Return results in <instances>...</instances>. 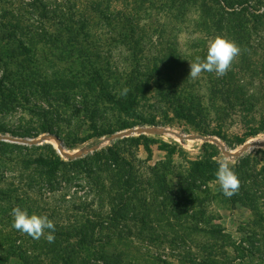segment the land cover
I'll list each match as a JSON object with an SVG mask.
<instances>
[{"label": "trees", "instance_id": "obj_1", "mask_svg": "<svg viewBox=\"0 0 264 264\" xmlns=\"http://www.w3.org/2000/svg\"><path fill=\"white\" fill-rule=\"evenodd\" d=\"M107 1L105 6L98 0L82 10L79 6L67 7L62 1L29 0L23 8L15 10L4 6V1L0 0V97L5 98L0 102L1 110L10 109L29 96L42 97L47 103L40 116V132L58 135L64 146L73 150L88 139L111 137L134 125H158L156 120H145L137 112L139 97L152 91L154 86L164 109L172 110L202 136L222 137V123L233 115H240L247 127L261 125L252 137L264 132V118L256 117L264 111V49L251 45L257 33L264 38V0H167L168 7L177 12L178 17L183 9L189 17L190 14L196 17L197 31L210 39L218 35L226 37L241 48V54L225 76L218 78L215 73H204L206 103L187 79L171 82L169 75L180 68L174 54L172 60L160 62L163 68L147 64L126 73L127 82L116 93L104 87L100 62L93 61L94 57L102 59L97 41L93 40L98 38L94 31L102 23L108 28L114 26L124 43L136 50L143 41L141 14L154 8L155 2ZM113 1L130 5L129 9H113L110 3ZM90 10L100 16V22L96 23L88 15ZM90 42L93 44L85 45ZM46 48L53 51L59 63L68 65L70 62L71 67L65 69L54 64L50 67L47 61H54L44 56ZM205 57L202 54V58ZM78 63L88 66L87 75H92L90 83L81 82L83 75L74 72L73 67ZM174 65H178L177 68ZM107 67L110 69L106 73H110L111 64L107 63ZM246 78L251 83H245ZM100 84L114 108L142 122L123 127L95 124L93 133L87 137L79 138L74 134L64 137L55 128L60 110L72 106L71 99L76 100L80 94L84 99L81 113H91L90 120L97 121L93 114L98 109L91 110L87 92ZM125 87L129 92L122 97L119 93ZM55 108L60 110H51ZM5 131L0 127V133ZM40 132L25 128L10 130L13 136L31 138L38 137ZM142 141L147 142L149 138L140 135L118 139L110 146L75 160L62 157L50 144L25 146L0 141V230L7 224L12 226L11 211L16 206L27 210L29 215L47 216L55 224L53 243H48L44 237L34 240L12 227L9 233L0 234L4 236L0 238V250L4 249V253L22 264H154L158 261L150 253L135 248L134 240L154 238V222L162 217L167 222L180 223L183 214L190 215L187 210L191 206L201 207L202 197L210 196L208 187L210 182L216 181L218 165L214 156L188 161L185 170L175 172L177 188L174 189L166 173L170 168L163 163L148 168V174L141 172L132 150L138 149ZM242 143L244 141L239 144ZM204 147H211L217 156L220 153L208 142ZM146 149L150 152L148 145ZM238 161L232 166L235 173L242 172L245 158ZM255 185L259 189L258 184ZM262 186L264 189V182ZM240 189L248 199L249 186L243 183ZM218 193L222 200L229 199L221 191ZM236 195L229 199L233 206L241 200ZM189 217L198 220L194 212ZM130 224L135 226L130 227ZM47 234L46 231L45 236ZM168 236L163 234L162 238ZM127 240L129 250L122 245Z\"/></svg>", "mask_w": 264, "mask_h": 264}, {"label": "rangeland", "instance_id": "obj_2", "mask_svg": "<svg viewBox=\"0 0 264 264\" xmlns=\"http://www.w3.org/2000/svg\"><path fill=\"white\" fill-rule=\"evenodd\" d=\"M3 1L4 6L20 10L24 7L25 2L29 0ZM48 1L51 3L62 1L64 3L63 5L67 7L79 6L83 10V7H88L89 4L95 3L98 0ZM101 2L105 6L108 1L101 0ZM110 3L113 9L119 8L122 11L128 10L129 8L127 6H130L127 3L125 5V3H115L114 1ZM185 10L183 9L178 17L177 12H174L173 9L168 7L167 0H155L154 8L149 10L150 12L141 14L142 18L140 23L142 30H144L142 35L143 41L136 50L131 49V47L124 43L123 37L118 34L114 26L108 28L103 23L97 26L99 29L95 30L94 34L98 38H93V40L97 41V47L102 52V59L99 61V59L94 57L93 61L100 62L99 69L103 75L102 84H104V87L109 92H118L127 82L125 74H129L131 71L134 72L137 66L142 67V65L148 64L151 67L159 65L163 68L162 63H160L161 61L165 59L172 60L176 56L177 59L175 61L180 62L178 64L180 68L176 70L175 74H171L173 77L169 75L171 82L178 81V78H182L183 80L187 79L204 100V103L207 102L206 77L202 73L196 80L188 78L190 72L189 61H194L197 57L202 58V54L205 56L207 54V44L212 38L210 39L195 29L194 20H196V17L193 14H190L189 17L184 12ZM88 15L92 16L96 23L100 22V16L96 15L93 10H90ZM49 26L50 28L52 27L51 23ZM259 35L260 32L255 35L251 44L252 47L258 50L264 49V38ZM91 44L93 43L90 42L85 45L89 46ZM51 52L53 51L48 48L44 49L46 59L54 61V63L47 61L50 63V67L52 64L60 68L64 66L65 69L71 67L70 62H67L68 65L65 62L59 63L55 55ZM107 63L111 64L110 73H106L110 69L107 67ZM174 66L177 68L176 65ZM86 68H88L87 65L81 66L78 63L74 65L73 70L77 73L80 72L83 75L81 82L88 84L92 79V75H87ZM1 74L0 72V77ZM245 83L249 84L251 80L246 78ZM102 84L93 86L94 90L87 92L89 94L87 100L91 103V110L98 109L93 114L94 120L97 121L92 122L90 120L91 113L85 115L81 113L84 99L79 97L81 96L79 93L76 100L71 99L72 106H66L61 110L58 108L51 109L55 112L58 110L61 111L59 121L56 123L55 128L64 137L68 138L73 136L72 134L78 135L79 138L87 137L93 133V126L95 124L101 127H107L109 125L123 127L142 122L131 116L123 115L114 108L108 102L102 91ZM151 88L152 91H147L145 95L139 97L137 112L145 120L154 119L159 124L134 125L131 128L117 131L113 135L140 126L172 130L182 135H200L172 110L166 109V107L164 109L161 103L162 99L157 96V92L153 89L155 87L152 86ZM18 98H21V96ZM4 99L0 97V102ZM46 103L47 101L40 96H29L27 99L19 100V103L12 108L10 107V109L9 107H6L8 109H0V127L7 130L0 134L13 136L10 130L13 131L23 128L30 129L33 133L40 132V116L44 108H46ZM256 117L258 120L261 117L263 119L264 111L257 114ZM260 126L256 124L247 127L243 124L240 115H233L222 123V137H214L219 138L229 149H236L255 137L263 136V131L255 137L251 135L259 130L261 128ZM40 133L39 136L48 134L49 132ZM142 135L147 136L149 141H142L138 149L132 150L137 158V166H139L143 174H148V168L156 164L163 163L165 166H168L170 169L166 173L169 176V184L174 189L177 188L175 172L185 170L188 166V161L197 160L203 156H214L215 159L225 157L221 149L211 142L208 143L216 146L218 152H220L218 156L211 147L205 148L204 143L206 142L201 140H182L169 134ZM139 136L132 135L129 137ZM103 138H108V136L102 137L99 140L91 138L84 144L77 145V148L73 150L66 149L69 152L76 153L79 150L103 142ZM242 141L244 143L239 144ZM112 142L108 141L104 143L101 148L110 146ZM45 144H50L57 150V147L50 142L42 145ZM146 145L149 146L150 152L147 151ZM241 158H245V162L243 163L244 168L241 173L236 174L239 176L240 186L243 183L249 186V190L251 191L249 200L244 194L245 192L239 189L236 198H240L241 200L233 206L229 200L230 198L222 200V195L218 193L220 189L217 182L212 181L208 187L210 196L202 197V206L198 207L197 205H193L191 209L187 210V213L190 214L189 216L193 212L198 214V220H194L187 215L185 217V214L182 215L180 223L175 220L167 222L162 217L159 221L154 222L156 236L152 238L153 240L149 238H143L140 241L130 239V241L134 240V245L136 244L135 248L142 250L143 253H150V256L157 257L158 261H155L154 264H161L163 261L167 262V264H208L210 262H214L215 264H264V189H262L264 182V148H254L238 159ZM229 159L231 166L239 162L237 158ZM256 183L259 189H257ZM252 200H254V203H252ZM203 211H206V214H202ZM182 222H184L183 227L181 226ZM129 226L133 227L135 225L130 224ZM11 230L12 226L7 224L0 230V234H7ZM163 234H168L169 236L162 238ZM1 237L4 236L1 235ZM130 241L127 240L125 241V245L122 244L127 250H129L128 246H130ZM3 251L4 249L0 250L1 264H22L17 258Z\"/></svg>", "mask_w": 264, "mask_h": 264}, {"label": "clouds", "instance_id": "obj_3", "mask_svg": "<svg viewBox=\"0 0 264 264\" xmlns=\"http://www.w3.org/2000/svg\"><path fill=\"white\" fill-rule=\"evenodd\" d=\"M241 54V48L232 40L223 36H215L207 44V54L205 58L197 57L194 61H189L190 72L188 78L198 79L202 73H215L219 77L225 76L231 69L234 60ZM129 89L123 88L119 95L127 96ZM218 165L215 172L216 182L220 191L226 198H231L239 192L240 180L231 166L228 157L215 159ZM12 227L26 234L34 240L44 237L48 243L55 241V224L43 215L31 214L27 210L16 206L11 211ZM48 234L45 236V232Z\"/></svg>", "mask_w": 264, "mask_h": 264}, {"label": "water", "instance_id": "obj_4", "mask_svg": "<svg viewBox=\"0 0 264 264\" xmlns=\"http://www.w3.org/2000/svg\"><path fill=\"white\" fill-rule=\"evenodd\" d=\"M142 134H172L182 140H201L203 142H211L217 145L223 154L228 157V158H240L243 156L251 147V144L246 142L244 145H242V149L238 153H234L232 149H229L224 143L221 142V140L217 137L214 136H202V135H182L179 134L178 132L172 131V130H167V129H158L156 127H146V126H140L137 128H133L130 130L122 131L120 133H117L111 137L108 138H103V142L95 144L93 146H89L87 148H84L82 150H79L78 152L71 154L66 147L63 144V140L56 134L54 133H48V134H43L39 137L31 138V137H16V136H9L6 134H0V141H5V142H11V143H17V144H22V145H27V146H39L44 143H47L49 140H55L57 143V150L58 152L67 160H75L81 157L86 156L89 153H92L96 150H99L102 145L108 141H114L120 138H125L129 137L132 135H142ZM256 148H264V142L263 143H258L256 145Z\"/></svg>", "mask_w": 264, "mask_h": 264}, {"label": "bare ground", "instance_id": "obj_5", "mask_svg": "<svg viewBox=\"0 0 264 264\" xmlns=\"http://www.w3.org/2000/svg\"><path fill=\"white\" fill-rule=\"evenodd\" d=\"M170 136H174V135H172V134H169ZM48 142H50L51 144H53L54 146H58L57 145V143H56V141L55 140H49ZM264 142V135L263 136H259V137H255V138H253V139H251L250 141H249V143L251 144V147L249 148V150L247 151V152H249V151H251V150H253L254 148H256L257 146V144L258 143H263ZM241 149H242V147H238V148H236V149H232L233 151H234V153H238V152H240L241 151ZM71 154H74L75 152H70Z\"/></svg>", "mask_w": 264, "mask_h": 264}]
</instances>
